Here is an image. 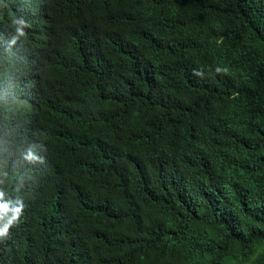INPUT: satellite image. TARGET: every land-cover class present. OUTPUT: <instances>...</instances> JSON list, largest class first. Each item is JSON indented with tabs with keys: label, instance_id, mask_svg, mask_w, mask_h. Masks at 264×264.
<instances>
[{
	"label": "trees",
	"instance_id": "trees-1",
	"mask_svg": "<svg viewBox=\"0 0 264 264\" xmlns=\"http://www.w3.org/2000/svg\"><path fill=\"white\" fill-rule=\"evenodd\" d=\"M5 226L0 264H264V0H0Z\"/></svg>",
	"mask_w": 264,
	"mask_h": 264
},
{
	"label": "clouds",
	"instance_id": "clouds-1",
	"mask_svg": "<svg viewBox=\"0 0 264 264\" xmlns=\"http://www.w3.org/2000/svg\"><path fill=\"white\" fill-rule=\"evenodd\" d=\"M21 34H23V33H21ZM7 230H8V226H5L4 228H0V239H2L6 235Z\"/></svg>",
	"mask_w": 264,
	"mask_h": 264
},
{
	"label": "rangeland",
	"instance_id": "rangeland-1",
	"mask_svg": "<svg viewBox=\"0 0 264 264\" xmlns=\"http://www.w3.org/2000/svg\"><path fill=\"white\" fill-rule=\"evenodd\" d=\"M254 260H255V259L251 260L249 264H254V263H255Z\"/></svg>",
	"mask_w": 264,
	"mask_h": 264
}]
</instances>
